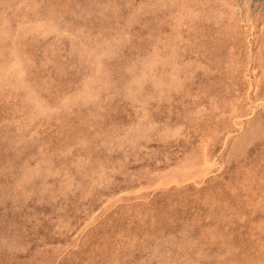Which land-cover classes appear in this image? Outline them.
Listing matches in <instances>:
<instances>
[{
  "label": "rangeland",
  "instance_id": "rangeland-1",
  "mask_svg": "<svg viewBox=\"0 0 264 264\" xmlns=\"http://www.w3.org/2000/svg\"><path fill=\"white\" fill-rule=\"evenodd\" d=\"M263 55L264 0H0V264H264Z\"/></svg>",
  "mask_w": 264,
  "mask_h": 264
},
{
  "label": "bare ground",
  "instance_id": "bare-ground-1",
  "mask_svg": "<svg viewBox=\"0 0 264 264\" xmlns=\"http://www.w3.org/2000/svg\"><path fill=\"white\" fill-rule=\"evenodd\" d=\"M234 21V20H233ZM235 30V29H234ZM264 56V55H263Z\"/></svg>",
  "mask_w": 264,
  "mask_h": 264
}]
</instances>
